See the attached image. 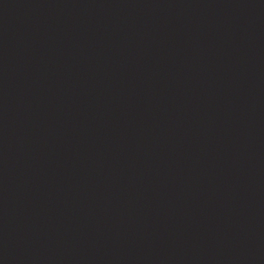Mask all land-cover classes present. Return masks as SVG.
Wrapping results in <instances>:
<instances>
[{
	"label": "water",
	"instance_id": "1",
	"mask_svg": "<svg viewBox=\"0 0 264 264\" xmlns=\"http://www.w3.org/2000/svg\"><path fill=\"white\" fill-rule=\"evenodd\" d=\"M0 264H264V0H0Z\"/></svg>",
	"mask_w": 264,
	"mask_h": 264
}]
</instances>
